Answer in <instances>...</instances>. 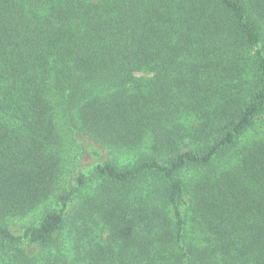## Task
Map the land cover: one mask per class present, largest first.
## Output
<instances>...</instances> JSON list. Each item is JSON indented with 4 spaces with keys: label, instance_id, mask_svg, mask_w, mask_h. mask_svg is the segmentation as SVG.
I'll return each instance as SVG.
<instances>
[{
    "label": "trees",
    "instance_id": "trees-1",
    "mask_svg": "<svg viewBox=\"0 0 264 264\" xmlns=\"http://www.w3.org/2000/svg\"><path fill=\"white\" fill-rule=\"evenodd\" d=\"M263 118L264 0H0V264H264Z\"/></svg>",
    "mask_w": 264,
    "mask_h": 264
},
{
    "label": "rangeland",
    "instance_id": "rangeland-1",
    "mask_svg": "<svg viewBox=\"0 0 264 264\" xmlns=\"http://www.w3.org/2000/svg\"><path fill=\"white\" fill-rule=\"evenodd\" d=\"M139 75H141V74H139ZM262 121H264V118H263ZM252 133L253 134H251V135L257 137L256 136L257 133H255V134H254V132H252ZM258 133L260 135H263V133H264V122L260 123V128L258 129ZM88 160H90V162ZM99 160L100 159H98V158L92 159V156H89V155L88 156H86V155H83V156L79 155L78 158H77V160L75 161L73 167H76V168H79L80 167V168L84 169L86 172H88L91 169L92 164L95 163V162H98ZM38 218H39V212L38 211L37 212H32L23 222L30 223V222L33 221V223H34V222H36L38 220ZM73 252H74V250L70 248V252L68 251V254L71 255V254H73Z\"/></svg>",
    "mask_w": 264,
    "mask_h": 264
}]
</instances>
